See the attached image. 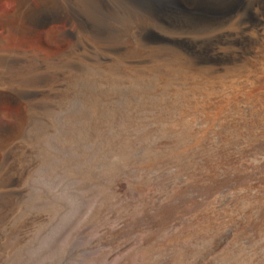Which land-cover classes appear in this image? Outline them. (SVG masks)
<instances>
[{"label": "bare ground", "instance_id": "1", "mask_svg": "<svg viewBox=\"0 0 264 264\" xmlns=\"http://www.w3.org/2000/svg\"><path fill=\"white\" fill-rule=\"evenodd\" d=\"M13 1L15 2L14 8L12 7L13 9L7 12L5 17L0 18L2 37L11 33L40 31L45 26L54 28L56 25H62L63 29L60 32L62 38L66 39L65 37L72 36L76 40L72 50L69 48L70 52L66 51L68 53L52 54L47 57L41 55L43 53L27 55L31 62L28 68L32 74H35L30 76V73L28 79L44 78L50 87H54L60 81L67 67H77L82 71L89 72L90 75H86V79L94 82V90L92 99H84L87 109L84 111L87 112V116L93 124L92 128L100 134L98 135L96 132V137L110 133L107 132L110 130L112 134L106 136V146L114 144L121 152L126 153V156L137 143L144 151L143 155L141 154L142 158H139L140 161H136V168L140 174H135L137 176L133 180H127L143 181L134 184L133 187L138 195L134 202L136 206L133 205L136 209V221H138L140 229L144 227L149 230V233L141 234L139 240L133 243L142 256L140 264H148L149 261L151 263V260L153 261L151 256L156 250L171 247L176 250L175 256L172 258L175 263L180 264L182 257L191 250L190 245H186L185 241L194 239L199 243L205 234L212 231H217L219 236H216V244L210 251L203 257L200 255L202 263L206 264L217 254L222 256V264L240 262L243 250L238 253L234 248L239 245V243L237 244L238 240L242 237L253 240L264 236V0H123L129 5L130 12L138 13L139 19H132V23L127 27L117 25L118 27L109 29L105 28L102 19H96L97 17L95 19H76L77 13L72 7L73 5L82 6L79 3L76 4L74 0H59L56 3L38 0L39 5H36L33 0ZM83 1L82 3H85ZM49 42V45H52V42ZM25 54L28 53L25 52ZM14 56L16 57V54ZM81 74L85 76L84 73H79V75ZM4 80L8 82L9 79L0 74V86ZM36 83L34 82V84ZM13 85L16 87L17 84ZM24 85L26 86L25 83ZM31 86L33 89L34 85L28 84L24 90H30ZM2 94H6L8 97L12 96L11 92L0 93V95ZM42 97L44 96L42 95ZM36 104L30 103V107ZM80 105L84 107L83 103ZM46 109L48 110V108ZM31 110H35V108ZM60 110L62 111V109ZM33 114L36 119L38 113L35 115L34 112ZM29 115L30 117L26 118V129L19 137L18 127L0 124V206L5 203V195L13 192L12 186L16 181L17 171L31 165V160L27 157V149H23L24 151L20 154L13 150L16 141L21 136H25V131L33 122V117L31 114ZM37 118L41 117L37 116ZM41 119L39 120L42 121ZM48 121L52 123L51 120ZM64 125L66 126V124ZM219 130L224 133L223 143H216L213 140ZM32 133L35 132L32 131ZM39 135L41 138L42 134ZM65 137L69 136L65 135ZM97 138L95 140H98ZM67 140L64 139L65 142ZM20 146L22 148V145ZM102 146L104 147V144ZM39 147L40 145L37 148ZM83 153L86 152L83 151ZM117 154L119 155L118 151ZM92 166L90 167L92 168ZM120 166L122 167V165ZM93 168L95 169V167ZM112 168L108 171L110 172ZM164 169L172 172L170 177L162 178L160 177L163 176L162 174L157 175ZM132 170L134 169L131 168ZM23 171L25 170L23 169ZM94 176L96 177V175ZM115 177L117 176L115 175ZM171 177L179 179L176 181H183L182 186L178 189L170 188L166 192H148L145 190L146 188H143L144 181L169 182L173 181ZM167 186L169 185L167 184ZM220 187L222 192L217 194ZM235 187L251 192V196L241 202L242 209L237 217L233 216L229 210V212L223 210L227 207L233 208L240 202L235 198L237 193L232 192ZM241 192L239 193L241 194ZM114 196H112L113 199ZM237 196L239 197V195ZM8 197L11 199L10 196ZM105 197L107 196L105 195ZM117 201L115 200L116 204ZM101 205L103 206V204ZM140 205H145V208ZM112 207L116 208L115 205ZM100 208L98 210H101ZM110 210L113 212L112 209ZM122 210L120 209L117 214L124 212V209ZM105 216H101V218ZM120 216H122L121 213ZM33 218L35 217L33 216ZM185 218L186 220H184ZM98 221L96 222L98 223ZM128 223H132V221ZM25 227L28 229V226ZM117 228L119 227L113 229L114 232L120 233V229ZM7 232L15 235L18 230L15 228ZM20 232L22 233V230ZM162 232H166L165 236H161ZM137 234L139 235V232ZM103 235L101 236L103 237ZM108 240H110L109 237ZM126 241L117 243L118 245L106 254V261L112 264L120 263L123 259V252L132 247V244H129L130 240ZM210 241L212 242V238ZM204 243L206 245V241ZM213 243H215L214 240ZM259 244L256 247H259ZM196 247L198 248V245ZM199 247L202 248L200 245ZM203 249H205L204 246ZM249 252L247 253L249 254ZM156 253L160 254L158 251ZM245 255L247 257V254ZM138 258H140L139 255ZM258 262L261 260L255 263ZM156 263L163 264L162 261Z\"/></svg>", "mask_w": 264, "mask_h": 264}, {"label": "rangeland", "instance_id": "2", "mask_svg": "<svg viewBox=\"0 0 264 264\" xmlns=\"http://www.w3.org/2000/svg\"><path fill=\"white\" fill-rule=\"evenodd\" d=\"M48 1L56 3L59 0H56V1L55 0H48ZM71 1H73V0H71ZM82 1L83 0H74V2H76V4L79 3L82 6V7H77L76 5H73V7H72L73 10L77 13L76 19H95L97 17L96 19H102L103 26L105 28H108V29L110 27H116L117 25H119L120 27H127L128 25H130L132 23V19H139L138 13L136 11L130 12V10H129L130 8H128L129 5L123 0H105V1L104 0H101V1L100 0H98V1L97 0H95V1L94 0L93 1L92 0H84L83 2H85V3H82ZM33 2L36 5L37 4L39 5L38 0H33ZM108 2H110L111 4ZM13 5L15 6V2L13 0H0V18L5 17L6 13L14 8ZM80 11H82V12H80ZM87 11H89V12L87 13ZM93 11H96V12H93ZM104 12H106L107 14ZM80 13L82 16L80 15ZM82 13H84V14H82ZM109 13L112 15H110ZM94 14L95 15L97 14V15L95 16ZM98 16H100V17H98ZM110 17H112V18H110ZM42 28L40 29V31H36V32H32V33H11L8 36H3V37L1 36V33H0V37H2V38H0V52H1L0 53V74H2L4 77H6V79H9V80H7L8 82H6L5 80H4V82L2 81V84L0 86V93L11 92V94H12V96H9V97L6 94L0 95L1 96L0 97V124H8L10 126L18 127V130H19L18 131V137H19L20 135H22L21 133H24V130L26 129V124H27L26 118L30 117L29 114H31V116L33 117V115H34L33 113L35 112V115L38 113L36 115V119L39 120L42 118L41 119L42 121L39 120L40 121L39 122L38 120L35 119V116H34L31 126H29L28 130L25 131L27 134L25 133L24 137L21 136L22 138L20 137L18 139L19 141L17 140L16 141L17 143H15V145H14L15 148L13 150L17 154H20V153H22V151L27 149V152H28L27 157L29 158V160H31V165L28 166V168L26 167V169L20 168L17 171L16 181H14V185L12 186L13 192L6 194V195L10 196L12 200L9 199L8 196L6 197V195H5L6 200H5V203L2 205L4 208L2 206H0V224H1L0 225V236H1L0 237V264H14V263L15 264H107V263L112 264L109 261H106V258H105L106 254L110 250H112L114 247H116L118 244L125 242L126 240H127L126 242H128L130 240L129 244H132V247H130L129 249H127L126 251L123 252V254H124L122 256L123 259L120 263L117 262V264H140L142 256L139 253V251L137 250V248L135 247V245H133V243H136V241L139 240L141 234L149 233V230L144 228V227H141V229H140L139 223H138V221H136L137 220L136 209H135L136 204L134 202H136L138 195L135 192V190H133L134 189L133 187L135 186L134 184H137V183L139 184L140 182H143V181H127V180H130V179L133 180L137 176L135 174H138V175L140 174V172L136 168V165H137V162H139L140 159L142 158L144 151L142 148H140L141 147L140 144L137 143L134 146V149H131L130 153H128L126 156V153L121 152L119 150L118 146H115L114 144H112L113 146L109 145V144H108L109 146L108 145L106 146V139L105 138L110 133L112 134V132L110 130L107 131L110 133H106L104 135H101V137L97 136L98 138L96 137L97 134L98 135H100V134L94 128H92L93 124H91V121L89 120V118L87 116V112L84 111V110H87L85 107V102L88 99H92L93 90H94V82L93 81L91 82V80L87 81L88 79H86V77H87L86 75H90L89 72L82 71V70L78 69L77 67H74L75 69L72 66L67 67L68 69L66 68L64 70V72L60 78V81L57 82V84L54 87H50L48 81H46L44 78H41L39 80L38 79L29 80L28 79V77L34 76L35 74H32L30 68H28L29 64L31 62L27 58V55H32L34 53H36V54L43 53L41 55H44L45 57H47V56H51L52 54H64V52L68 53V52H70V51H68L69 48L72 50V48L76 42L75 38L72 36L71 37L70 36L65 37L66 39L62 38V36L60 35L61 34L60 32L63 29L62 25H56L54 28H51V26H45ZM67 38H68V40H67ZM49 41L52 42L53 46L49 45V43H50ZM66 51H68V52H66ZM25 52H27L28 54H25ZM47 53H49V54H47ZM12 54H13V56H11ZM15 54H16V57L14 56ZM8 56H10V57H8ZM1 70H2V72H1ZM75 70H76V72H75ZM3 71H4V74H3ZM68 71H69V73H68ZM5 73H6V75H5ZM30 73H31V75H30ZM79 73H84L85 76H82L83 74L79 75ZM24 75H25V77H24ZM28 75H30V76H28ZM66 75H67V77H65ZM83 77H85V79H83ZM63 78H64L65 82H64ZM75 80H77V81H75ZM81 80L82 81L86 80V81L82 82ZM27 82L30 85H34L33 89L31 86L30 90H24L25 87L28 85ZM34 82H37L38 84L37 83L34 84ZM87 82H89L90 84H88ZM24 83L26 84V86L24 85ZM13 84H17L16 87ZM6 85H9V86H6ZM12 85L14 86V88ZM44 86H46V87H44ZM81 86H83V87H81ZM34 87H37V88H34ZM61 87H64V88H61ZM40 88L44 89L45 91L41 90ZM59 89H61V90H59ZM54 90H55V92H54ZM19 91H21V92H19ZM17 92H19V93H17ZM29 92H31V93H29ZM34 92H36L37 94ZM42 95L44 97H42ZM18 97H19V99H18ZM58 99H59V101H58ZM84 99H86V100L84 101ZM22 101H23V103H22ZM25 103H26V105H25ZM30 103L31 104L37 103L36 105H38V106L31 105V107H30ZM42 103H44V104H42ZM50 103H52V104L50 105ZM82 103L84 104L83 105L84 107H82V105H80ZM61 106H62V108H61ZM57 107H58V109H57ZM33 108H35V110H31ZM46 108H48L49 111ZM60 109H62V111ZM55 111L59 115L54 113ZM42 115H44V116H42ZM50 115H51V117H50ZM76 115H77V117H76ZM37 116H39L41 118H37ZM73 116L75 118H72ZM70 117H71V119H70ZM54 118H56V119H54ZM82 118H83V120H82ZM46 119H47V121H46ZM34 120H36V121H34ZM48 120H51L52 123H49L50 121H48ZM69 120H71V121H69ZM44 124L46 127L44 126ZM56 124H58V125H56ZM64 124H66V126ZM51 125H53V126H51ZM69 125H71V126H69ZM42 126H44V127H42ZM83 126H85V127L83 128ZM67 127H69V128L66 129ZM48 128H49V131H48ZM85 128L87 129V131ZM32 131L35 133H32ZM80 131H81V133H80ZM74 132H76L77 135ZM96 132H97V134H96ZM54 133H56V134H54ZM39 134H42L41 138H40ZM49 134H51L52 136ZM65 135H68L70 138L67 137V138H69L67 140ZM223 135H224V133L219 130V132L217 131L216 135L213 137V140L216 143H223V141L225 139ZM75 137H78L79 139L75 138ZM96 138L98 140H95ZM64 139L67 140L69 143L67 141L65 142ZM77 139H78V141H77ZM216 139H217V141H216ZM26 140H28L29 142L27 143ZM87 140L88 141L91 140L90 141L91 143L88 142ZM35 142L37 143V145ZM26 143H27V145H26ZM92 143H94V144H92ZM95 144H96V146L94 147ZM103 144H104V147L102 146ZM138 144H139V146H138ZM17 145H19V146L17 147ZM20 145H22V148ZM39 145H40V147L37 148ZM63 145H65V146H63ZM110 146H112V147H110ZM92 147H94V148H92ZM115 148H116V150H115ZM96 149H98V150H96ZM136 150H138V151H136ZM83 151L86 153H83ZM117 151H118L119 155L117 154ZM88 153H89V155H88ZM108 155H110V156H108ZM80 156H82V157L84 156V157L82 158ZM138 156H141V157H138ZM102 159H104V160H102ZM84 160H85V162H83ZM111 161L113 162V164ZM127 161H128V163H127ZM100 162L101 163L103 162L102 165ZM118 165H119V167H118ZM120 165H122V167ZM90 166H92V168ZM89 167H90V169H93V170H90ZM93 167H95L96 170ZM130 167L132 169H134V170H132L133 172L131 171ZM111 168H112V170L109 172L108 170ZM119 168L121 169V171ZM123 168L127 169V170H124ZM23 169L25 171H23ZM88 169H89V171H88ZM100 170L102 171V173ZM128 170H130V171H128ZM90 171H91V173H90ZM134 171H136V172H134ZM128 172H131V173L129 174ZM171 173L172 172H170V170L168 171L167 169H164L162 171H159V174H157V175L160 176L162 174L163 176H160V177L166 178V176L170 177ZM91 174H93V175L91 176ZM94 175H96V177ZM115 175L117 177H115ZM99 176H101V177H99ZM102 178H104V179L101 180ZM171 179H173V181H169V182L168 181H144L143 188L144 189L146 188L145 190H147L148 192H153V191H155V192H166V191L170 190V188L178 189L182 186L183 181H176L179 179L175 178V177L174 178L171 177ZM122 180H124V181H122ZM174 180H175V182H174ZM117 181H118V183H117ZM171 182H174V183H171ZM113 184H115V185H113ZM167 184L169 186H167ZM172 184H174V185H172ZM15 185H16V187H15ZM107 186H111V187L109 188ZM154 186H155V188H154ZM103 188H105L106 190L104 189V191H101V190H103ZM127 190H129V191L127 192ZM235 190L238 192H236ZM239 190L244 191L245 193L241 192ZM91 191H94V192L92 193ZM220 192H222L221 187L217 191V194H219ZM232 192L235 194L237 193V195H239V197H238L237 195L233 194V195H235V198L240 200V202H238V205L235 206L236 209H235V207H233V208L227 207V208H223V210L224 211L229 210L231 212V214H233V216L237 217L239 215L241 209H242L241 208L242 207L241 202L244 199L246 200L247 198H249V196H251V192L247 189H244V190L239 189L238 187H235L232 190ZM239 192H241V194ZM16 193L17 194L19 193L18 196ZM104 193L107 197H105ZM122 193H124V194H122ZM131 194H132V196H130ZM19 195H21V196H19ZM243 195H244V197H243ZM100 196H102L103 198L99 199L98 197H100ZM112 196H114L116 199L115 198L113 199ZM13 197H15V198H13ZM17 197H18V199H17ZM119 197H121V198H119ZM129 198H131V199H129ZM109 199L110 200L112 199L114 201H112V200L108 201ZM115 200H118L117 204H116ZM119 201L121 203L122 202L123 203L121 204ZM12 202H13V204H12ZM20 204L22 205V207ZM31 204H32V206H31ZM96 204H97V206H96ZM101 204H103L104 208ZM134 204H135V206H133ZM9 205H10V207H9ZM24 205H26V206H24ZM114 205L116 206V208L112 207ZM118 205H120L121 208ZM7 206H8V208H7ZM98 207L99 208L102 207V208H100L101 210H98L99 209ZM141 207L145 208V205H142ZM1 208H3V209L1 210ZM110 209H112L113 212H111ZM120 209L121 210L124 209V212H120L122 216H120V213L117 214L118 211H120ZM132 209H135V210H132ZM18 210H20V211H18ZM100 211H101V214H100ZM106 211H108V212H106ZM133 213H134V215H133ZM93 215H98V216H93ZM33 216L35 218H33ZM101 216H105L106 218L105 217L101 218ZM94 218H96V219H94ZM9 220H10V222H9ZM20 220H22V221H20ZM32 220L34 221V223ZM95 220L96 221L99 220L98 223ZM124 220H126L127 223ZM184 220H186V218ZM16 221L18 222V224ZM131 221H132V223H128ZM117 222H120V223H117ZM25 226H28V229H26L27 227H25ZM12 227H14V228H12ZM115 227H119L117 229H120V233L114 232L113 229ZM1 228H2V231H1ZM15 228H16V230H18L17 234L12 235V234H10L11 232H7V231H12V229L14 230ZM5 230H6V232H5ZM21 230H22V233L20 232ZM138 232H139V235L137 234ZM100 234L101 235L104 234L103 237ZM108 234H109V236H108ZM165 234H166V232H162L161 236H165ZM131 235H132V237H131ZM217 235L219 236L217 231H215V232L212 231V232L208 233L207 235L205 234L203 236V240H200L199 243L194 239H187L185 241V243H186V245H190L191 250L182 257L183 259L181 260L180 264H182L183 260H184L183 264H186V263L187 264H191V263L192 264H200V263L203 264L200 259L203 257V255L205 256V254L208 251H210V249L212 248V246L214 244H216V239H217L216 236ZM115 236H116V238H115ZM94 237H96V238H94ZM108 237L110 240H108ZM210 237L212 238V242L214 240L215 243L212 244V242L210 241L211 240ZM262 237H264V236H262ZM93 238L95 239V241ZM105 238H106V240H105ZM207 238L210 242L207 240ZM261 238L251 240V239H243V237H242L238 240L237 244L239 243V245H241L242 247L240 246L239 248H237L239 245H236V247H234V248H235V251L237 250L238 253L241 250H243V251H241V254L243 256L242 255H241L242 257L240 256V262H237V264H244V263L245 264H254L258 260L259 261L261 260V262H258L255 264H264V257H263L264 256V247H263L264 246V244H263L264 238H262V239ZM21 239H22V241L20 242ZM100 240H101V242H99ZM205 241H206V245L204 243ZM242 241H244V242H242ZM256 241H261L262 243L256 242ZM201 243H203V244H201ZM259 243H261V244H259ZM87 244H88V246H87ZM208 244H209V246H208ZM258 244H259V247H256ZM91 245H92V247H90ZM197 245H198V248L196 247ZM199 245L202 246V248L199 247ZM245 245L248 246V248H245L246 247ZM203 246L205 249H203ZM91 248H93V249H91ZM135 250H137V251H135ZM259 250H260V252H259ZM157 251L160 252V254L156 253ZM162 251H163V253H162ZM175 251L176 250L173 247L166 248L163 250H156L152 255L153 257L151 256V259H153V261L150 259L151 263L149 261L148 264L149 263L152 264V262H153V264H157L156 262H159V261H162L163 264L164 263L165 264H177V263H175V261L173 259L175 256V253H174ZM61 252H63V253L61 254ZM247 252H249V254ZM132 253H133V255H132ZM251 253H252V255H251ZM255 253H256V255H255ZM245 254H247V257ZM138 255L140 258H138ZM254 255L256 256L255 258H254ZM215 256L216 255H214L213 259H209L206 264H211V263L212 264H222L223 263L221 254H217V256L216 257ZM243 257H245V258H243ZM154 258H156V259H154ZM165 258H167V259H165ZM246 259H248V260H246ZM251 259H253V260L251 261ZM155 260H157V261H155ZM215 260L216 261L218 260V262H216ZM213 261H215L216 263L215 262L213 263ZM232 264H236V263L233 262Z\"/></svg>", "mask_w": 264, "mask_h": 264}]
</instances>
